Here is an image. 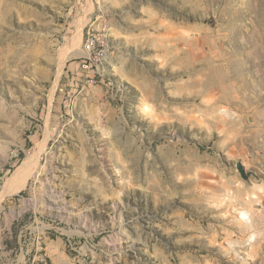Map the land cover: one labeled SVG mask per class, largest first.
Returning <instances> with one entry per match:
<instances>
[{
	"label": "rangeland",
	"instance_id": "1",
	"mask_svg": "<svg viewBox=\"0 0 264 264\" xmlns=\"http://www.w3.org/2000/svg\"><path fill=\"white\" fill-rule=\"evenodd\" d=\"M37 147L0 264H264V0H0V196Z\"/></svg>",
	"mask_w": 264,
	"mask_h": 264
},
{
	"label": "bare ground",
	"instance_id": "2",
	"mask_svg": "<svg viewBox=\"0 0 264 264\" xmlns=\"http://www.w3.org/2000/svg\"><path fill=\"white\" fill-rule=\"evenodd\" d=\"M146 109L147 111H151L150 107H146ZM40 153L41 149L37 147L32 153L28 154L27 160L15 171L4 185L0 196V203L8 195L16 192L28 182V178L33 173L32 171V173H30V170L38 162ZM242 218H245V215Z\"/></svg>",
	"mask_w": 264,
	"mask_h": 264
},
{
	"label": "built area",
	"instance_id": "3",
	"mask_svg": "<svg viewBox=\"0 0 264 264\" xmlns=\"http://www.w3.org/2000/svg\"><path fill=\"white\" fill-rule=\"evenodd\" d=\"M96 48H97L96 41L94 39H89L87 42V49L90 51L91 56L100 54Z\"/></svg>",
	"mask_w": 264,
	"mask_h": 264
},
{
	"label": "water",
	"instance_id": "4",
	"mask_svg": "<svg viewBox=\"0 0 264 264\" xmlns=\"http://www.w3.org/2000/svg\"><path fill=\"white\" fill-rule=\"evenodd\" d=\"M239 170L241 171V173H242V175H243V177H247L246 175H245V171H244V169H243V167L242 166H239Z\"/></svg>",
	"mask_w": 264,
	"mask_h": 264
}]
</instances>
